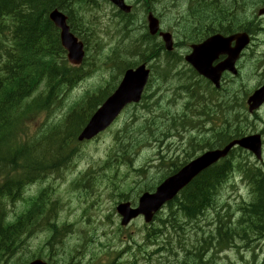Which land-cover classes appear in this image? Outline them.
Wrapping results in <instances>:
<instances>
[{"label":"trees","instance_id":"1","mask_svg":"<svg viewBox=\"0 0 264 264\" xmlns=\"http://www.w3.org/2000/svg\"><path fill=\"white\" fill-rule=\"evenodd\" d=\"M19 1L21 0H0V257L5 255L10 258L21 248L19 237L26 232L35 230L49 236L51 242L47 240V244L51 251L55 245H62V241L67 235L71 237L75 235L72 229L73 224L60 221L62 200L56 197L54 185L63 183L67 179L64 171L74 167V163H66L71 157L73 151L71 145L74 143L76 133L85 123L89 114L111 92L102 98L103 92L97 88L85 95L81 101H77L72 107L73 112L65 120L63 136H61L59 125L48 128L46 136L43 132L39 133L34 137L33 142L41 143L42 141L43 143L35 153L12 149L10 145L19 143L22 139L21 135L27 131L26 120L32 115L33 110L41 106L51 107L84 76V72L80 70L62 69L59 62L53 59L56 43L52 37L50 23L46 15L50 0H26L30 4V12L24 16L9 8ZM71 2L74 6L82 7L85 1L71 0ZM251 2L253 1L251 0ZM202 3L203 0L196 1L188 13L189 17L196 20L198 24L207 22L214 14L229 17L227 13L234 12L236 16H234L235 19L231 25L221 21L222 27L234 28L241 26L243 16L247 17L248 3L243 0H219L212 6ZM213 28H217V26L213 25ZM209 32L212 31L201 28L195 31L194 27L189 26L188 30L181 31V34L191 41L201 39ZM150 37L148 35L134 44L130 53V56L135 58L134 61L139 58L142 59V62H147L162 49L161 43L157 48L154 45H149L148 43L154 42L153 37ZM114 55L115 59L109 60L113 67L120 59L119 53L115 52ZM173 55L175 53L167 57L171 63H175L178 59ZM134 65L130 64L129 67ZM172 67V64L166 62L155 89L145 97V103H147L145 122L138 120V109L135 108L136 110L132 112L133 124H128L127 118L125 120L126 128L121 126L114 132L112 144L108 147L104 159L100 160L98 164L104 168L108 176L114 179L108 187L112 184L115 186L114 189H125L122 183L125 168L135 160L143 148L149 147L155 151L154 158L148 157L146 160L150 169L156 170L171 160L172 156L159 144L167 142L171 135L187 130L189 128L188 120L191 121L187 140L188 150L186 151L187 154L188 152L191 154L188 156L194 155L207 146L215 145L221 139L222 142H227L249 125L242 112L237 110L236 114L240 119L238 127L229 126L230 121L225 117V126L220 131L211 125L204 130L203 134L199 133L198 135L192 132L191 130L196 126L194 118L198 119L199 116L206 114V110L209 108V104L202 100L203 94L200 89L207 90L209 93L214 92L215 97H219L221 90L210 89L208 83L195 80L192 75L187 73L181 76L178 71L173 77V80L178 83L171 88L170 84L173 80L167 79L166 76ZM37 89H43L39 94L44 95L30 103H24V98ZM224 91L231 93L228 88ZM187 93L186 105L191 112V118L186 115L174 114V109L171 107L174 102ZM175 98L177 99L174 101ZM240 156L241 151L236 149L232 151L230 159L236 162ZM170 164H173V161ZM229 166L228 161L219 162L198 175L182 191L181 197H176L167 203L168 211L165 216H161L155 223L152 222L154 223L152 227H147L145 239L155 246L161 229L169 228L168 225L183 230L185 226L197 225L196 221L200 218L201 221H204L203 224H210L211 227L214 223H220L217 228L218 237L210 233L212 241L197 243L194 251L189 250L186 246L187 241L194 234L184 235L176 241L175 264H205V253L211 255L207 264H214L213 259L217 257L215 246H219L218 249H221L227 245L226 242H223V239L228 235L226 232H233V235L238 234L242 238H247L250 235H264V176L260 181L259 187L263 186L258 188L259 195L255 204L248 208L244 214L238 215L239 218L235 219L234 226L227 225L223 221L225 217H234V212L226 208L223 212L221 206L218 208L216 219L206 221V216L210 212L216 211V192L224 182L226 178L224 175ZM213 167H217V169H213ZM133 170L141 177L151 178L146 166ZM89 173L90 171L78 179L77 175L69 179L71 186L81 197H83V190L80 187L83 181L81 178ZM150 182L136 181L138 185L135 187L139 189L135 196L146 189ZM33 184L37 189L32 190ZM27 187V191L30 190L28 205L25 206L22 203L21 207L18 209L17 206L16 209L13 203L21 199ZM101 189L102 184L96 189L98 195ZM243 216L247 218H243ZM114 237H117V234H114L112 238ZM145 245V242L141 245L138 244L139 252H132L130 260L126 264H137L135 260L139 259L138 254L146 252ZM3 251H5L4 254ZM169 254L173 256V253ZM170 259L169 257L166 261H170ZM156 264H163V262Z\"/></svg>","mask_w":264,"mask_h":264},{"label":"rangeland","instance_id":"2","mask_svg":"<svg viewBox=\"0 0 264 264\" xmlns=\"http://www.w3.org/2000/svg\"><path fill=\"white\" fill-rule=\"evenodd\" d=\"M131 2L135 3L136 0H130ZM157 1V0H155ZM187 1V5L184 8V20L181 22L182 26H181V31H187L189 26H190V21L192 20L188 13H189V9L188 7H192L194 5V3L196 1L199 0H186ZM257 1V0H252ZM167 4L175 6L177 8H179L180 6L172 3V2H167ZM187 7V8H186ZM178 20V19H177ZM131 23V22H130ZM76 25L79 27V31H81L83 29V26L79 23H76ZM132 26L131 24H129L128 29L131 30ZM111 39L105 38L104 42L109 43ZM107 45L105 47H107ZM104 47V48H105ZM176 58L179 57V55L177 53H175ZM110 59H115V55L114 53L111 55V57L107 60V64L109 66V68H112V64L109 62ZM133 60H135V58H133ZM96 65H98L101 69L99 71H97L94 75H92L91 77L87 78L86 82H84L83 84H81L76 90H74L73 96L78 95L84 88L90 86V85H95L94 87H92L90 89V91L86 94H90L92 91H94L95 89L99 88L101 89L103 83H104V77L107 76V73L103 70L104 66L101 60L96 61ZM250 71V69H249ZM183 74H181L182 76ZM178 83V81H171V88H173L176 84ZM85 96V95H84ZM83 96V97H84ZM83 97L79 100L81 101L83 99ZM71 99V96H70ZM177 98L174 99V101ZM78 101V102H79ZM133 107H130L129 112H132ZM239 110L236 109V111ZM241 111V110H239ZM242 112V111H241ZM137 114L139 115L138 120L140 122H145V119L147 118V114L146 112H143L142 108L139 106L138 107V112ZM243 116L247 119L248 123H250V120L248 118V116L242 112ZM125 117L121 120V121H125ZM134 121V117L132 115V113L128 116V124L132 125ZM136 120H135V124H136ZM54 124V123H53ZM116 127L113 126L110 129H107V131L105 133H103L99 138H97L95 141L92 142H88V143H84L83 145L79 146L78 148V153L75 155V159L77 161H82V165H86L88 163H92V168L93 170L90 171V173L88 175L82 176L81 179H83V181L81 182V185L86 189V195L88 197V207L90 208L89 210H87L85 213L77 211L76 210V206H87L84 202L82 201H77V199L75 198V196L71 193L67 191V184L70 183V177L74 176L72 174V170H65L64 174L67 176V179L64 181V183L61 184H55L54 185V189H55V195L56 197H58L59 199H61L63 201V203L61 204L62 208H61V213H60V221H65L67 223H71L74 225V229L76 231H79L80 234H76L73 235L72 237L67 235L63 241H62V245H55L53 247V252L56 255H59L61 257H64L66 259H68L71 262H76L78 259L82 260L85 259L87 260L89 263H91L93 261V255L87 253V247H88V243L90 242L87 233H94L95 237H94V245L92 246L93 249H98V251L95 254V258H94V262L98 261L99 258H101L104 254L107 253H112V252H121L123 250L126 249H130V252H139V247L138 244H143L144 242L146 243L145 248H146V252H141L140 254H138L139 259L135 260L137 264H156L158 262H164L166 261L167 258H171L174 260H171L169 262L171 263H175L176 262V255L173 253V256H170V254L168 255V253H164L163 256H161V254L156 253L155 252V246H152L149 243V240L145 239V233L147 231V227H152L154 225V223L150 224V225H146L143 220L141 218H138L136 220H134L133 222H131L128 225V228L125 229L124 234L122 235V238L120 240H118L116 243L113 244H109L107 242H113L115 241L112 237L114 235V233L112 231H115L117 226H118V222H117V216L116 213L113 211V201L111 202V199L107 196L108 192L113 191V189L115 188L114 185H110L107 189H106V194L102 195L99 198L98 192L95 189V182L102 180V172H100V168L96 167L98 165V160H102L105 157V153L108 149V147L112 144V139H111V135H112V130ZM194 130H197L196 127ZM181 135H185L182 133H177L176 136H181ZM182 137V136H181ZM168 141L170 142L171 139L169 138ZM154 149L152 150L151 148L147 147L144 150H142L140 152V155L138 156L137 160H136V164L139 165L135 168H139V167H144L146 166L149 170V173L151 175V178H144L141 177L139 174L137 173H133V186L131 187V189L128 192V195L130 197H134L135 194L137 193L138 189L137 186L138 184L136 183V181H141V182H147V181H151L152 176H154L156 170L154 168H149L148 166V162H146L148 157L154 158ZM177 156V152L174 153ZM182 154V152H181ZM145 160V161H144ZM144 161L142 164L141 162ZM49 180V179H48ZM28 187L26 188L25 192L27 191ZM32 190H34V188H32ZM24 192V193H25ZM30 190L27 192L29 193ZM232 194V193H231ZM216 195L220 197V199L222 200H228L229 202H231V200L228 198L227 194L225 193V191L223 192L222 189L218 188ZM240 197H243L245 199H248L247 196H245L244 193H242V195L237 194L236 195V199H239ZM232 203V202H231ZM233 204V203H232ZM113 206V207H112ZM208 216V215H207ZM206 216V217H207ZM211 218H215V216L211 217ZM243 218H247L246 216H243ZM211 219H207L206 221H210ZM205 221V222H206ZM197 223L199 225H195V226H185V228H183V230H180L178 228L175 227H163L161 229L160 232V237L157 240H168L170 237H174L175 238V242L180 240V238H182V236L190 234L193 235L194 233L200 234V231H202V228L200 227L203 223H201V218L197 220ZM203 226L206 229H210L211 225L209 224H203ZM73 227V226H72ZM103 232H106L105 234H103ZM29 233H34V236L28 237L27 234ZM27 237L23 238V235H25ZM22 235V241H21V248L18 250V252L12 256L11 258L8 256H2L0 257V264H9L11 262V260L16 256H19L20 254H22L23 251H35L37 250L40 246H44L45 244L49 247V245L47 244V240L49 242H51V238L47 235H45L44 233H38L37 231H32V232H28ZM43 241L45 242V244L43 243ZM99 243H103V245H101L99 247ZM54 244V243H53ZM90 245V243H89ZM175 249H176V245H175ZM154 250V252H152ZM176 253V252H175ZM125 254H122L117 261H122L124 259ZM128 262V261H127ZM213 263L214 264H218V257L213 259ZM226 261L221 262L220 264H226Z\"/></svg>","mask_w":264,"mask_h":264},{"label":"water","instance_id":"3","mask_svg":"<svg viewBox=\"0 0 264 264\" xmlns=\"http://www.w3.org/2000/svg\"><path fill=\"white\" fill-rule=\"evenodd\" d=\"M156 29L157 26L155 25L150 29V33L154 34ZM161 35L165 41V45L169 47V35L162 33ZM232 39H235V36L227 38H224L220 35L211 36L195 47L194 51L190 55L186 56V60L187 62L191 63L199 73L205 75L211 81H213V83L217 84L221 71L224 69H231L233 66L234 58L231 55L232 51L229 49V44ZM220 53H227V58L224 61L218 63L216 66L212 67L211 62L214 55ZM147 75L148 70L145 69L144 64H141L135 70L126 71L124 77L119 83V86L92 116L89 123L78 136V139L81 140L83 138L92 137L99 130L105 128L126 104L138 102L142 88L146 82ZM262 91H264V87L256 91L255 94L250 97L249 102H251V99L259 102L261 98H258V94H260ZM256 102L254 104H256ZM249 110H251V104L249 106ZM234 143H239L240 145L254 151L259 148L258 143L257 148L251 145L250 136L241 140L233 141L227 145L223 151L215 150L206 152L182 168L177 174L167 178L161 185L157 187L154 193L144 194L140 198V205L137 209L128 211V205L126 204L117 207L118 212L124 215L121 223L125 224L131 217H135L139 212L143 211L147 213L149 210L155 211L165 199L171 197L180 187V185L188 180L193 174H195L198 169L216 160ZM35 263L40 264V262Z\"/></svg>","mask_w":264,"mask_h":264},{"label":"flooded vegetation","instance_id":"4","mask_svg":"<svg viewBox=\"0 0 264 264\" xmlns=\"http://www.w3.org/2000/svg\"><path fill=\"white\" fill-rule=\"evenodd\" d=\"M140 1L141 0H136L135 4H138ZM217 1H219V0H216L215 3ZM243 1L244 2L246 1L248 3L247 17L243 16V18H241V26L240 27H234L233 29H234V31H245L249 34L250 41H249L248 45L245 47L244 51H246V50L248 51V60L251 62L250 66H249L250 67L249 68L250 69V71H249L250 75L249 76L251 79V89L254 87L251 91V93H252L255 88L259 87L264 82V71L258 65L260 62H262V61L264 62V43L263 44H261V43L251 44V39L253 40V36L251 34V31H263V29H262L263 26H260V23L257 26H255L256 21H254V12H255V9H256L259 2L257 4H255V3L251 4V0H243ZM129 2H131V1L129 0ZM131 3H133V2H131ZM84 5H85V2L82 4V7L74 6L73 2L70 1V4L67 5L66 10L71 14H75L77 10L83 9ZM60 8L62 9V6ZM190 8L191 7L189 6L188 9H190ZM227 15L228 16H236L234 14V12H229V13H227ZM234 19L235 18L226 20L225 23L227 25H231L233 23ZM204 22H206V21H204ZM194 23L198 24V22L196 20L192 19L190 21V26L193 27ZM206 25H207V23H206ZM218 26L220 27L221 24H219ZM74 28L76 30H79V27L76 24L74 25ZM195 31H196V29H195ZM257 51H260L261 53L257 52ZM242 60H243V58L241 56V58L239 59V61L236 64L237 65V71L243 67L242 66ZM228 76H231L230 73L224 72L222 75V78L228 77ZM255 77L258 78L259 80H256ZM235 79L238 81V84L236 86V88H237L239 86V83H240V76H239L238 72L235 75ZM235 96L236 97L238 96V91H236ZM258 130L262 134V142H263V147H264V103L257 110L251 111V132L258 131Z\"/></svg>","mask_w":264,"mask_h":264},{"label":"bare ground","instance_id":"5","mask_svg":"<svg viewBox=\"0 0 264 264\" xmlns=\"http://www.w3.org/2000/svg\"><path fill=\"white\" fill-rule=\"evenodd\" d=\"M86 2V0H84ZM260 0H257V1H254V2H251V4H257ZM246 2V1H245ZM247 3V2H246ZM221 176V175H220ZM140 193V192H139Z\"/></svg>","mask_w":264,"mask_h":264}]
</instances>
